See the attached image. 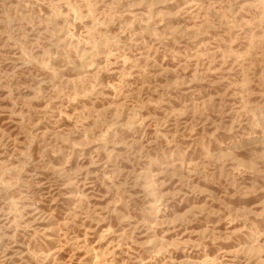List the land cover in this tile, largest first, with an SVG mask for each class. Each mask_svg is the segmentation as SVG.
Segmentation results:
<instances>
[{
	"label": "rangeland",
	"instance_id": "rangeland-1",
	"mask_svg": "<svg viewBox=\"0 0 264 264\" xmlns=\"http://www.w3.org/2000/svg\"><path fill=\"white\" fill-rule=\"evenodd\" d=\"M0 264H264V0H0Z\"/></svg>",
	"mask_w": 264,
	"mask_h": 264
}]
</instances>
